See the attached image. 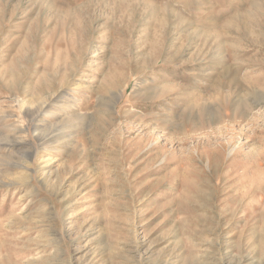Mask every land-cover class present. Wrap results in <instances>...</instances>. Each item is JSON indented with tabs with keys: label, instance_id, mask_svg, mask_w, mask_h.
Returning a JSON list of instances; mask_svg holds the SVG:
<instances>
[{
	"label": "rangeland",
	"instance_id": "374dc122",
	"mask_svg": "<svg viewBox=\"0 0 264 264\" xmlns=\"http://www.w3.org/2000/svg\"><path fill=\"white\" fill-rule=\"evenodd\" d=\"M0 264H264V0H0Z\"/></svg>",
	"mask_w": 264,
	"mask_h": 264
},
{
	"label": "bare ground",
	"instance_id": "6f19581e",
	"mask_svg": "<svg viewBox=\"0 0 264 264\" xmlns=\"http://www.w3.org/2000/svg\"><path fill=\"white\" fill-rule=\"evenodd\" d=\"M79 114V115H77ZM76 114V116H74L72 119H71V122L72 123H76V122H79L82 121L86 116H87V112L86 111H81V112H78Z\"/></svg>",
	"mask_w": 264,
	"mask_h": 264
}]
</instances>
